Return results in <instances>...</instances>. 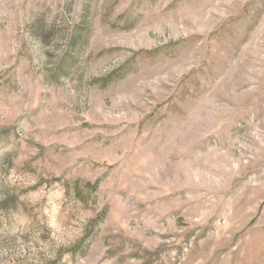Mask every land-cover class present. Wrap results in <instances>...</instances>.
Returning a JSON list of instances; mask_svg holds the SVG:
<instances>
[{
    "label": "rangeland",
    "instance_id": "obj_1",
    "mask_svg": "<svg viewBox=\"0 0 264 264\" xmlns=\"http://www.w3.org/2000/svg\"><path fill=\"white\" fill-rule=\"evenodd\" d=\"M0 264H264V0H0Z\"/></svg>",
    "mask_w": 264,
    "mask_h": 264
}]
</instances>
